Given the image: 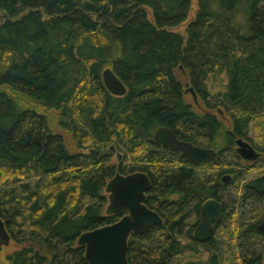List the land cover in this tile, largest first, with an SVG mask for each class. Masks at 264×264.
<instances>
[{
    "label": "trees",
    "instance_id": "16d2710c",
    "mask_svg": "<svg viewBox=\"0 0 264 264\" xmlns=\"http://www.w3.org/2000/svg\"><path fill=\"white\" fill-rule=\"evenodd\" d=\"M196 2L188 19L191 0H0V218L17 245L0 264H87L77 238L119 219L105 187L134 172L163 223L129 237L128 264H263L264 156L245 164L234 148L258 136L264 148V0ZM107 68L123 96L104 86ZM159 127L215 160L163 148ZM211 198L223 218L197 242Z\"/></svg>",
    "mask_w": 264,
    "mask_h": 264
},
{
    "label": "water",
    "instance_id": "95a60500",
    "mask_svg": "<svg viewBox=\"0 0 264 264\" xmlns=\"http://www.w3.org/2000/svg\"><path fill=\"white\" fill-rule=\"evenodd\" d=\"M102 80L110 94L123 96L126 93V87L111 69L103 71ZM189 90L196 101L192 88ZM153 137L160 146L181 153L192 164L208 163L216 157L213 149L178 140L174 132L167 127L157 128ZM236 145V151L243 160L250 162L258 157V153L248 142L238 139ZM149 189V177L143 172L127 175L116 173L107 182L105 214L117 215L125 212V215L112 224L80 234L76 243L84 247V259L87 264H128L129 237L133 234H143L150 228L162 224L161 217L144 204ZM221 216L220 203L215 200L206 201L201 207V221L194 231V238L200 242L209 240L213 235L212 223L218 222ZM258 230L264 237V209ZM10 241V234L0 218V248L8 246Z\"/></svg>",
    "mask_w": 264,
    "mask_h": 264
},
{
    "label": "rangeland",
    "instance_id": "374dc122",
    "mask_svg": "<svg viewBox=\"0 0 264 264\" xmlns=\"http://www.w3.org/2000/svg\"><path fill=\"white\" fill-rule=\"evenodd\" d=\"M196 8H197L196 0H191V12H190V15H189L188 19H191L194 16ZM185 25H186V23H183L180 27L176 28L175 31H177V32L181 33L182 35H184ZM175 74H176L178 80L182 83V85L184 87V93H185L184 97H185V100L187 101V103H189L191 105V107L195 111H203L204 110V106L202 105V103L200 101H198V103L195 104L193 102V98H192L191 93L187 90L189 88V86L187 84V82H188L187 74L185 72H181V71H176ZM216 114L218 115L219 119H221L225 124L229 125V120H228L226 114H224L223 112H222V114H218L216 112ZM258 132L259 131L256 130V133H258ZM263 134H264V132H263ZM66 138H68V137H66ZM262 138H263L262 136H258L256 138V140H255L256 143H254V144L252 143V145L261 153L260 156L263 157L264 156V148L261 147L260 145H259L260 146L259 148L257 147L258 142L260 140H262ZM68 140H69V138H68ZM71 147H72L73 150H75L74 144H72ZM120 157H121V155H120ZM118 159H121V158H118ZM118 159H117V153H116L110 158V163L111 164H117ZM15 249H17V245L12 240L10 241L8 246L1 247L0 248V263L4 262V257H5L6 254L14 251Z\"/></svg>",
    "mask_w": 264,
    "mask_h": 264
},
{
    "label": "flooded vegetation",
    "instance_id": "af4514ba",
    "mask_svg": "<svg viewBox=\"0 0 264 264\" xmlns=\"http://www.w3.org/2000/svg\"><path fill=\"white\" fill-rule=\"evenodd\" d=\"M190 89V87L187 89L190 93H191V95H192V92L189 90ZM196 95V94H195ZM192 98H193V96H192ZM196 98H197V96H196ZM198 99H196V101H194L193 100V102L195 103V104H197L198 103ZM217 113L218 114H222V112L220 111V110H218L217 111ZM175 134V133H174ZM176 135V134H175ZM176 138L178 139V140H180V141H184V140H181V139H179L178 137H177V135H176ZM238 139H242V140H244V141H246V142H248L252 147H253V149L258 153V157L256 158V160H258L259 158H261L262 156H260V152L249 142V141H247V140H245V139H243V138H238ZM237 139V140H238ZM236 140V141H237ZM236 141H235V148H234V150H235V153L238 155V157L245 163V164H250V163H252V162H254V161H256V160H254V161H250V162H247V161H245V160H243L240 156H239V154L237 153V151H236V148H237V145H236ZM185 142H187V141H185ZM190 143V142H189ZM192 144V143H191ZM192 145H194V144H192ZM194 146H198V145H194ZM198 147H202V146H198ZM164 148V147H163ZM203 148H206V147H203ZM165 149H167V148H165ZM210 149H212V148H210ZM170 150V149H169ZM214 150V149H213ZM173 151V150H172ZM215 151V150H214ZM216 152V151H215ZM178 153V152H177ZM181 154V153H180ZM182 155V154H181ZM183 156V155H182ZM216 156H217V153H216ZM184 157V156H183ZM117 158H121L120 157V154L119 153H117ZM185 158V157H184ZM216 158V157H215ZM186 159V158H185ZM119 160V159H118ZM187 160V159H186ZM215 160V159H214ZM213 160V161H214ZM213 161H211V162H213ZM190 163V162H189ZM208 163H210V162H208ZM198 164H201V163H198ZM131 174V173H130ZM122 175V174H121ZM224 178H226V180H223ZM150 180V179H149ZM231 180V175L230 174H226V175H224V176H222L221 177V181H222V183H227V182H229ZM150 187H151V183H150ZM150 190V189H149ZM149 192V191H148ZM147 192V193H148ZM147 193H146V196H147ZM107 195V194H106ZM146 199V198H145ZM208 200H215V201H217V202H219L220 203V205H221V213H222V216H221V219L218 221V222H216V223H212V228H213V235H212V237L214 236V233H215V229H216V226L222 221V218H223V204H224V202H221V201H218V200H216V199H214V198H211V199H208ZM207 200V201H208ZM206 202V201H205ZM204 202V203H205ZM203 203V204H204ZM144 204H145V201H144ZM203 204H201V206H200V218H199V221H198V223L196 224V226L194 227V229H193V232H192V235H193V238H194V231H195V229L197 228V226H198V224L200 223V221H201V207H202V205ZM146 205V204H145ZM148 207V206H147ZM149 208V207H148ZM150 209V208H149ZM264 209V208H263ZM152 210V209H151ZM154 211V210H153ZM156 212V211H155ZM157 213V212H156ZM120 214V217H119V219L122 217V216H124L125 215V212H122V213H119ZM158 214V213H157ZM159 215V214H158ZM160 216V215H159ZM161 217V216H160ZM118 219V220H119ZM161 219H162V217H161ZM117 220V221H118ZM162 223H163V219H162ZM211 237V238H212ZM195 239V238H194ZM196 240V239H195ZM197 241V240H196ZM208 241V240H207ZM197 242H200V241H197ZM205 242V241H204ZM263 261H264V258H263Z\"/></svg>",
    "mask_w": 264,
    "mask_h": 264
}]
</instances>
